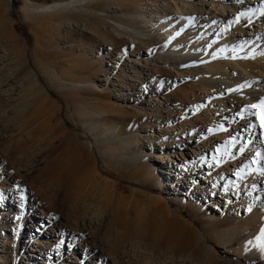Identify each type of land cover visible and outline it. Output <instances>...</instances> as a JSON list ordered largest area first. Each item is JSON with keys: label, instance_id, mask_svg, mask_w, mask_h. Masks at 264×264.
<instances>
[{"label": "rangeland", "instance_id": "1", "mask_svg": "<svg viewBox=\"0 0 264 264\" xmlns=\"http://www.w3.org/2000/svg\"><path fill=\"white\" fill-rule=\"evenodd\" d=\"M58 1L0 0V151L10 145V159H16V164L23 170L29 171L30 168L29 172L34 171L33 175L44 171L61 172L71 164H77L83 174V186L90 190L94 199H98L96 207L99 214L105 213L109 221L110 210L115 208L119 214L123 228H109L113 235L103 246L107 257L112 260L119 257V262L124 263L140 246L149 254L151 264H206L207 260L210 264H251L254 261L264 264V239L261 238L264 227L256 233L252 229L251 215L230 214L220 206L222 201L219 204L209 203V199L203 201L194 193L180 195L181 191H177L179 186L175 187L176 191L170 189L165 175L157 173L155 169L156 156L165 151L169 143L186 144L190 138L188 134L194 135L195 129L191 131L193 133L180 132L176 121L186 124V130L192 127L193 122L210 121V115L200 110L197 114L193 113L194 117H189L191 120L181 121L182 114L189 108L193 111L198 109L202 103V94L198 90L202 85L196 80L206 79V76L189 65V59L195 53H188L189 57L185 53L173 52L163 30L153 26L159 24L157 15L162 16L165 10L172 13L173 2L180 7L185 0H83L70 5L67 11L45 9L46 4L50 6ZM210 1L207 0V3ZM186 10L190 11L189 8ZM223 13L232 15V8L225 5ZM47 15H55V18ZM60 15L78 24L85 22L93 32L88 34L64 25L59 27L57 20L66 22ZM186 17L189 24L184 32L192 26L195 29L201 27L196 25V19L200 16L186 13ZM98 26L116 39L128 35L141 43L137 48L141 54L144 48L151 49L149 61L153 59L155 68L160 70L153 89H160L162 93L167 89L169 92L167 100L160 99L162 94H158L159 108L155 109V103L148 106L140 100L137 103L133 99L126 101V95L132 94L127 83L130 86L137 84V88L141 86L133 74H129V78L134 82L127 81V71H123L120 82H115V73L111 74L110 67L105 64V56L107 53L127 54L130 46L119 44L110 48L112 52H109V48L101 43ZM255 30L260 32V26L247 25V28H243V34L246 32L251 38ZM116 31L124 35L121 37ZM218 34L222 36L224 33L220 31ZM177 42H180V38ZM210 47L209 44L207 49ZM203 52L199 51V54ZM127 59L133 60L130 56ZM167 73H172V78ZM147 81L151 83V76ZM111 83L118 84L119 88ZM40 87L47 95L42 94ZM242 96L244 105L247 99ZM255 104V114L261 116V103L255 101ZM98 110L106 113L94 117ZM34 112L37 114L35 119H38L34 126L46 130L52 137L56 136L51 155L46 152L37 155L38 150L33 146L28 156H23L22 148L28 144L23 130L26 125L24 120ZM87 113L93 114L91 118ZM221 125L220 128H224V124ZM158 129L160 135L156 131ZM7 130L14 131V137H5ZM203 134L206 135L205 132ZM230 142L234 144L236 141L230 137L226 148ZM180 153L175 150V155H167L180 159ZM255 156L253 163L245 164V169L254 170L257 178L264 182V151ZM0 188L7 191L11 186L9 182H0ZM260 190L259 196L250 202V207L257 213H264V204L258 206L260 201L264 203V187ZM182 193L185 194L186 190ZM60 200L54 230L58 231L64 225L80 238L84 236L90 245L94 241L101 244L98 241L108 229L100 225L93 238H87L85 233L80 234L73 228L74 219L68 215L71 208L66 197ZM24 204L25 212H28L29 198L25 199ZM22 222V217L14 220L13 213L7 216L1 213L0 246L1 241L9 237L12 250H7L9 255L6 254L0 264H22V243L16 245L15 242ZM179 224L186 229L184 234L165 242V236L171 234ZM190 231L194 236L189 239ZM186 241L190 243L189 247L183 248Z\"/></svg>", "mask_w": 264, "mask_h": 264}, {"label": "bare ground", "instance_id": "2", "mask_svg": "<svg viewBox=\"0 0 264 264\" xmlns=\"http://www.w3.org/2000/svg\"><path fill=\"white\" fill-rule=\"evenodd\" d=\"M79 1L83 0H59L50 6H47L48 4L44 5L46 10L60 9L67 11L70 5L79 3ZM225 5L232 8V15L223 13ZM250 5L254 6L250 7ZM187 8L190 11H187ZM186 13L200 16L196 19V25L201 27L195 29L192 26V28L186 30L189 32L185 33L184 29L187 28L189 24L188 17H190H186ZM230 15L232 17H229ZM49 16L55 18V15ZM49 16L47 15V17ZM64 18L66 22L57 20L59 27L64 25L69 29H76L83 33L91 34L93 32L92 28L89 29L85 22L78 24L77 21L70 20L71 18L68 19L63 16ZM157 18L159 24L153 26L163 30L168 44L170 43L174 50L173 52L187 55L188 53H195L191 60L188 55L189 65L206 76V79L198 80V78L196 80L202 85V87L199 85L201 88L198 89L202 94V103L194 111L189 108L180 116L181 121L184 122L190 119L189 117H194L193 113L197 114L199 110L204 114H209L210 121H199L197 124L193 122L189 130L185 129L186 124L176 121L175 123L179 124L178 130L182 133L185 131L193 133L195 129L194 135L192 134L194 137L188 134L190 138L186 144L169 143L166 150H162L156 156L154 160L156 161L155 169L157 173L166 176L164 178L165 181L170 183L168 185L170 189L173 190L174 188L173 191H176L175 187L179 186L177 191H181L180 195L187 196L188 193H194L200 196L203 201L209 199V203L219 204L222 201L220 206L230 214L251 215L253 217L252 229L258 233L259 228L264 227V213H257L255 209L250 207V202L259 196V190L264 187V182L257 178L254 170L251 168L246 170L245 164L253 163L252 158L264 151V128L261 127V116L255 114L256 109L251 107L252 104H255V101L258 103L264 101V92H262L264 89V35H260V33H264V0H250V2L243 0H211L209 3H207V0H185L180 7H177V4L173 2V12L169 13L165 10L162 16L157 15ZM222 25L223 27L220 28ZM247 25L260 26L261 31L255 30L254 36L249 38L246 32L243 34V28L245 26L247 28ZM101 28L103 30L98 26L102 36L101 43L109 48V52H112L110 48L119 46V44L130 46L127 54L118 52L114 54L107 53L105 56L107 60L105 64L110 67L111 74L115 73V82H120L123 71H127V81L134 82L129 78V74H133L137 78L138 85L141 86V88L139 86L137 88V84L130 86L127 83V86L131 87L129 92L132 94L126 95L128 96L126 101L133 99L132 101L137 103L136 101L140 100L139 102L146 103L148 106L155 103L156 105L153 104V106L156 109L159 105L158 94H162L160 99L167 100L169 92L167 89L163 90V93L160 89H153V83L159 77L160 70L155 68L153 59L151 62L149 61L152 54L151 49L144 48L142 51L144 54H141L137 51L138 45L141 43H137L128 35H126V38L125 36L122 37L124 34L117 31L122 39H116L103 27ZM220 31L224 33V36H219L218 32ZM208 37H212V39L210 40ZM179 38L180 42H177ZM209 44L211 47L207 49ZM180 46L185 49H177ZM133 49H136V51H133ZM202 50L204 52L199 54V51L202 52ZM127 56L132 57L133 60L127 59ZM141 56L144 58L141 59ZM167 74L172 78V73ZM148 76L152 78L151 83L147 81ZM111 84L119 88L118 84ZM136 89L138 91H135ZM44 93L47 95L45 90L42 94ZM242 95H244V99H247L244 105ZM165 103L167 104V101ZM243 108H246L244 112ZM101 110L96 111L94 117L106 113L103 112L104 110L101 112ZM107 114L109 113L107 112ZM90 115L93 114L90 113ZM90 115L88 114V116ZM27 117L24 120L26 125L22 128L28 139V144L24 145L23 148L21 147L24 154L22 155L27 157L30 147L33 146L34 149L38 150L37 155H41L43 152H46L47 155L53 154L52 149H54L56 136L54 135L53 138L46 130L34 126L38 120L35 119L37 117L36 112ZM167 118L169 119V114ZM221 124H224V128H220ZM160 129L156 130L158 135L161 133ZM204 132L206 133L205 136ZM4 133L7 138L14 137V131L12 130H7ZM230 137L235 139L236 142L234 144L230 142L231 144L226 148ZM11 150L9 145L3 151H0V182H9L11 186L7 191H2L0 188V217L1 213L6 216L13 213L14 220H16V217H22L23 219L19 228L18 239L15 240L16 245L22 243V264H151L149 254L143 251L140 246L136 247L137 250L128 256L124 263L119 262L121 260L119 257H115L113 260L111 257V259L108 258L109 256L103 246L105 245L104 242L113 235L109 228L117 226L122 229L123 225L119 221V214L115 208L110 210V221L105 213L99 214L96 207L98 206V199H94L89 192L90 190H86L83 186V174L77 164H71L61 172L44 171L33 175L34 171L29 172L30 168L29 171H27L28 169L23 170L16 164V159L15 161L10 159ZM175 150L181 152L180 159L178 157L175 159L169 158L167 155H175ZM185 190L186 193H182ZM63 197H66L69 208H71L68 209V215L74 219L73 228L81 232L80 234L85 233L87 238H93L100 225L108 229L104 232V237L98 241L101 244L94 241L90 245L87 239H84V236L80 238V235H76L64 225L58 231L54 230L53 227L56 224L55 213L61 203H59V200ZM26 198L30 200L28 212H25L24 207ZM261 204L264 203L260 201L258 206ZM83 207L84 209H82ZM185 231L183 225L179 224L174 228V231H171V234L165 236L164 240L165 242L173 241L176 236L180 238ZM188 235L189 239L194 236L192 231ZM143 238L145 239V237ZM189 244L186 241L182 247L188 248ZM11 247L9 237L1 241L0 263L6 254L9 255L7 250L9 248L12 250ZM112 254L116 255L115 252H112ZM79 255H82V258H79ZM207 263L210 264V261L207 260Z\"/></svg>", "mask_w": 264, "mask_h": 264}, {"label": "snow or ice", "instance_id": "3", "mask_svg": "<svg viewBox=\"0 0 264 264\" xmlns=\"http://www.w3.org/2000/svg\"><path fill=\"white\" fill-rule=\"evenodd\" d=\"M251 107L256 108L257 105L253 104ZM260 108L262 109L261 118H260L261 119V127L264 128V101H261ZM261 238L264 239V229L261 230Z\"/></svg>", "mask_w": 264, "mask_h": 264}, {"label": "trees", "instance_id": "4", "mask_svg": "<svg viewBox=\"0 0 264 264\" xmlns=\"http://www.w3.org/2000/svg\"><path fill=\"white\" fill-rule=\"evenodd\" d=\"M251 264H259V261L251 262Z\"/></svg>", "mask_w": 264, "mask_h": 264}]
</instances>
